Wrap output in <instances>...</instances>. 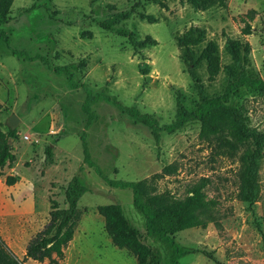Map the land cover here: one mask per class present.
Masks as SVG:
<instances>
[{"label": "rangeland", "instance_id": "obj_1", "mask_svg": "<svg viewBox=\"0 0 264 264\" xmlns=\"http://www.w3.org/2000/svg\"><path fill=\"white\" fill-rule=\"evenodd\" d=\"M126 14L130 17L110 30L99 25ZM242 19L249 23L250 35L242 34ZM1 28L14 50L42 56L51 67H68L80 85L71 89L64 75L40 60L12 56L0 41V129H10L6 122L11 115L19 120L15 138L8 140L16 161L12 169L0 171V239L19 261L30 238L47 224L50 201L66 207L64 189L77 176L87 192L78 202L81 216L74 239L58 264H138L104 230L96 208L110 204L122 207L141 241L160 254L161 264H171L168 248L147 235L131 191L111 188L95 173L97 168L114 181L155 177L157 192L176 199L208 179L204 191L218 203V226L209 223L173 235L179 263L264 264V162L259 199L249 208L237 198L241 149L232 152L218 140L202 139L197 121L172 134L160 131L156 140L150 127L125 111L134 110L164 127L174 121L178 101L193 112L203 98L222 95L240 72L225 50L228 38L248 44L243 64L247 75L264 82V0H226L225 8L214 4L199 11L188 0H14L9 21ZM191 28L205 35L192 47L195 60L209 43L216 46L219 69L213 79L205 60L194 68L196 79L184 62L179 40ZM128 35L135 42L151 38L156 44L134 50ZM86 90L95 99L90 125L83 111ZM230 104L243 107L250 127L264 132V96L243 87ZM81 135L93 168L83 162ZM49 145L51 163L45 155ZM7 176H14L16 183L7 186Z\"/></svg>", "mask_w": 264, "mask_h": 264}, {"label": "trees", "instance_id": "obj_2", "mask_svg": "<svg viewBox=\"0 0 264 264\" xmlns=\"http://www.w3.org/2000/svg\"><path fill=\"white\" fill-rule=\"evenodd\" d=\"M14 0H0V41H2L10 54L18 59L34 62L40 60L55 74L64 75L71 89L80 87L74 81L73 72L66 66L51 67L42 56L30 57L23 51L14 50L10 45V39L1 28L9 21V9ZM157 4H162V0H150ZM188 3L195 11L205 10L214 4L221 8L226 7V0H188ZM130 14L119 16L99 25L103 30H110L115 24L126 20ZM146 18V17H145ZM250 20L252 16L247 15ZM242 29L243 35L251 34V27L248 22ZM128 38L134 50H140L147 46L155 45L156 41L146 38L143 41H133L131 35ZM205 35L199 29L191 28L179 40L181 47L185 49L184 62L189 67V73L196 79L194 68L200 61L207 62V70L210 79L218 73L217 49L213 43H209L202 51L200 57L195 60L192 47L203 42ZM225 50L231 57L234 64L240 68V72L235 81L228 84L224 93L213 98H203L198 103L193 112H186L180 102H177V113L175 119L169 125L160 127L158 123L148 116H141L134 110H125L131 116L151 128V132L158 140V133L166 131L169 134L180 130L185 124L197 121L200 124V137L205 140H218L221 146H225L229 151L242 150L240 157V170L238 172L239 187L237 198L251 208L259 199L260 183L259 170L264 162V132L250 127L249 118L243 107H235L230 104V98L238 89L246 87L259 95L264 96V82L258 78L247 75L245 64L249 56L248 44L242 45L238 40L228 38ZM140 70L145 74L147 65H140ZM88 91V90H86ZM95 99L89 91L83 111L87 115V125L94 120L90 110V104ZM1 108V106H0ZM16 136V131L8 130L6 133L0 129V171L12 168L16 161V156L8 143L9 139ZM83 147V162L89 168L94 164L90 159L84 135L80 137ZM45 155L49 163L52 162V146L45 149ZM95 173L103 179L111 188L129 189L132 193V205L134 209L143 217L146 233L148 236L164 244L169 250L171 264H180L181 253L173 239V235L193 228H204L209 223L216 221L217 201L209 199L204 191L208 184V179L202 178L198 183L192 185L184 198L176 199L169 193H158L154 186V178L141 181L125 182L106 179L100 171L95 168ZM16 183L14 176H7L5 184L12 186ZM87 192L80 179L74 176L64 189V199L66 207L59 208L56 201H50L49 220L47 224L38 231L29 241L25 249L22 261H19L0 239V264H24L31 260L37 263L48 261L49 264H58L64 259V252L68 244L73 240L81 213L78 209V202ZM97 213L103 218L104 230L112 244L119 250L130 253L138 264H161L160 254L140 239V232L127 219L122 207L118 204L101 205L96 208ZM264 242V232H263Z\"/></svg>", "mask_w": 264, "mask_h": 264}, {"label": "water", "instance_id": "obj_3", "mask_svg": "<svg viewBox=\"0 0 264 264\" xmlns=\"http://www.w3.org/2000/svg\"><path fill=\"white\" fill-rule=\"evenodd\" d=\"M6 123L10 130L14 131L19 123V120L15 115H11Z\"/></svg>", "mask_w": 264, "mask_h": 264}, {"label": "crops", "instance_id": "obj_4", "mask_svg": "<svg viewBox=\"0 0 264 264\" xmlns=\"http://www.w3.org/2000/svg\"><path fill=\"white\" fill-rule=\"evenodd\" d=\"M17 163V162H16ZM10 169H12V168H10ZM74 235H75V233H74ZM31 239V238H30ZM73 239H74V237H73ZM72 242V241H71ZM70 242V243H71ZM28 244V243H27ZM27 246V245H26ZM25 249H26V247H25ZM10 251V250H9ZM11 252V251H10ZM12 253V252H11ZM13 254V253H12ZM24 254H25V250H24ZM14 255V254H13ZM24 257V256H23ZM31 261V260H30ZM32 262H34V261H32Z\"/></svg>", "mask_w": 264, "mask_h": 264}]
</instances>
